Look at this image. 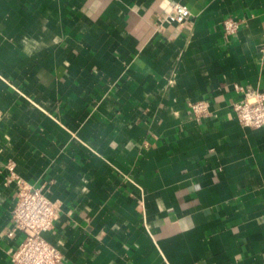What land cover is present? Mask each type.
I'll return each instance as SVG.
<instances>
[{
  "label": "crops",
  "instance_id": "crops-1",
  "mask_svg": "<svg viewBox=\"0 0 264 264\" xmlns=\"http://www.w3.org/2000/svg\"><path fill=\"white\" fill-rule=\"evenodd\" d=\"M235 84L264 89V0H0V264L26 235L10 162L58 205L60 264H264V128Z\"/></svg>",
  "mask_w": 264,
  "mask_h": 264
},
{
  "label": "built area",
  "instance_id": "built-area-1",
  "mask_svg": "<svg viewBox=\"0 0 264 264\" xmlns=\"http://www.w3.org/2000/svg\"><path fill=\"white\" fill-rule=\"evenodd\" d=\"M191 16L187 6L175 4L167 13L165 20L181 24ZM226 36L238 32L239 21L233 18L224 20ZM234 91L240 98L233 103V110L240 124L245 128H264V89L252 90L234 85ZM196 118L208 114L209 104L205 101L190 105ZM11 175L8 183L16 184V200L11 214L12 227L9 237L16 232H25L23 241L10 251L11 264H60L63 256L45 238V234L54 229L59 217L58 205L43 188H36L14 173V163L8 164Z\"/></svg>",
  "mask_w": 264,
  "mask_h": 264
}]
</instances>
